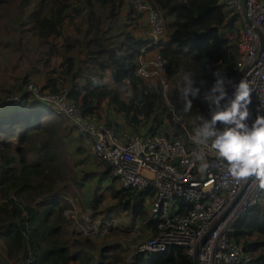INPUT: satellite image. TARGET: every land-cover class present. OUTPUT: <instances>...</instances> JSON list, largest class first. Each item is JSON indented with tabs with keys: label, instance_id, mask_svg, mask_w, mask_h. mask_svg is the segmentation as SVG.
Here are the masks:
<instances>
[{
	"label": "trees",
	"instance_id": "16d2710c",
	"mask_svg": "<svg viewBox=\"0 0 264 264\" xmlns=\"http://www.w3.org/2000/svg\"><path fill=\"white\" fill-rule=\"evenodd\" d=\"M7 1L27 9L26 16L18 18L23 21L21 32L36 39L60 37L67 22L74 26L75 36L64 41L57 76L67 80L69 98L82 114L95 115L119 139L181 132L168 105L201 140L216 141L220 131L231 125L233 107L224 94L232 90L228 81L236 72L241 21L218 0H148L167 28L162 41L148 49L156 48L167 60L166 99L157 79L135 76L137 57L150 43L148 24L145 15L126 0H0V6ZM4 18L0 15V22ZM58 78L40 91L56 92ZM28 84L23 78L9 90H0V241L6 254L0 256V264H194L177 246L136 253L124 262L127 252L119 242L99 248L94 241L99 236L76 232L74 223L63 215L71 206L59 189L65 187L60 181L65 178L67 153L84 157L74 165L93 167L70 176L75 188H86L90 218L101 216L108 222L114 220L110 214L114 211L131 220L109 227L106 235L130 233L134 227L153 229L147 215L155 191L120 187L106 162L92 155L90 137L52 105L25 92ZM74 133L77 146L68 140ZM57 164L63 169L61 177L55 174ZM104 194L113 205L100 213ZM231 239L251 256L247 264H264V194L239 218Z\"/></svg>",
	"mask_w": 264,
	"mask_h": 264
},
{
	"label": "built area",
	"instance_id": "2783aa9c",
	"mask_svg": "<svg viewBox=\"0 0 264 264\" xmlns=\"http://www.w3.org/2000/svg\"><path fill=\"white\" fill-rule=\"evenodd\" d=\"M145 15L149 45L137 57L135 76L157 79L166 99L167 60L149 48L166 35V23L148 0H126ZM236 14L241 27L237 36L236 72L228 84L225 101L235 108L231 125L216 141L192 135L171 105L173 122L181 132L173 136L139 135L119 139L99 124L95 115H83L69 98V88L58 80L54 93H42L28 84L24 91L52 105L57 114L87 134L93 156L106 162L120 187L136 191L154 189L155 199L147 219L154 224L147 238L131 247L129 263L136 253L164 252L177 246L196 264H247L252 261L231 236L239 218L256 206L264 194V2L262 0H218ZM239 84L235 94V87ZM168 104V103H167ZM89 220L88 216L84 218ZM111 221L94 220L81 232L102 236Z\"/></svg>",
	"mask_w": 264,
	"mask_h": 264
},
{
	"label": "rangeland",
	"instance_id": "374dc122",
	"mask_svg": "<svg viewBox=\"0 0 264 264\" xmlns=\"http://www.w3.org/2000/svg\"><path fill=\"white\" fill-rule=\"evenodd\" d=\"M6 3V6H0V15L5 16L0 22V90H9L11 85L20 82L23 78L27 79L28 83L38 88H41V86L43 87L49 81H51L50 84L53 85L55 79L58 78V66L62 62L61 54L64 41H70L69 38L76 34L74 26L67 22L63 26L60 37L49 38L45 41L36 39L31 33L21 32L20 25L23 24V21H20L18 18H24L27 14V9L23 8L22 4L18 2L10 5L8 1ZM14 21L16 22L14 23ZM78 24L79 23H77V25ZM52 44H54L53 49L51 48ZM58 80H63L68 86V82L64 78H58ZM123 96L125 98V94H123ZM184 124L186 126L185 122ZM65 126L70 128L68 122L65 123ZM76 136L75 133L73 135H68V140L73 142L75 146L78 145V142L74 140ZM79 145L82 149L84 148L81 144ZM74 154L73 151L66 154L65 170L67 172L64 170L65 178L60 181L61 184H65V187L60 184L59 186L61 187H59V189L62 190L63 193L61 195L66 197V201L69 202L71 206L64 210L63 215L68 221L74 223L75 230L79 233L81 229L77 226L78 223L81 224L84 230L88 231L93 226L96 218H90L91 208L89 206V197L85 193L86 188H75L72 181H70V176L76 175L77 173L81 175L83 172L93 170V167L88 163L78 164V166L74 165L76 160H83L84 158L78 155L75 156ZM29 156L33 158L32 154ZM58 166H60V164L56 165L57 171L55 174L61 177L63 175V169L62 167L58 168ZM67 190L68 195H65ZM73 194L74 197L72 198ZM104 196L105 197L101 199V207L98 210L100 213L104 212L107 207L113 205V201L109 199L106 194H104ZM70 199L73 201H70ZM110 214L115 222L107 227V231L111 226L115 227L118 224L131 223V220L123 214L119 215L114 211L110 212ZM86 216L89 218L88 221L84 219ZM98 218L100 221H104L101 219V216ZM71 228H73L72 223ZM106 233L104 234L105 236H99L94 240L96 246L99 248L111 242H119L120 244L123 242L125 246L129 248L137 242L147 238L146 232L139 229H135V231L130 233L117 232V235L111 232L106 235ZM4 250L5 245L0 241V256L6 255ZM128 254L127 252V257H124V262H127ZM10 264H14V262L10 261Z\"/></svg>",
	"mask_w": 264,
	"mask_h": 264
},
{
	"label": "water",
	"instance_id": "95a60500",
	"mask_svg": "<svg viewBox=\"0 0 264 264\" xmlns=\"http://www.w3.org/2000/svg\"><path fill=\"white\" fill-rule=\"evenodd\" d=\"M238 87H239V84H237L236 87H235V94H236V92L238 90ZM234 112H235V108H233V114H234ZM194 264H196L195 260H194Z\"/></svg>",
	"mask_w": 264,
	"mask_h": 264
},
{
	"label": "crops",
	"instance_id": "0c3cea01",
	"mask_svg": "<svg viewBox=\"0 0 264 264\" xmlns=\"http://www.w3.org/2000/svg\"><path fill=\"white\" fill-rule=\"evenodd\" d=\"M140 35H142V33H140ZM113 221H114V220H113ZM114 222H115V221H114ZM123 225H127V224H123ZM134 228H135V227H134ZM134 228L131 229L132 232L135 231L136 228H135V229H134ZM131 231H130V232H131ZM148 231H149V230H148ZM148 231H147L146 233H148Z\"/></svg>",
	"mask_w": 264,
	"mask_h": 264
}]
</instances>
